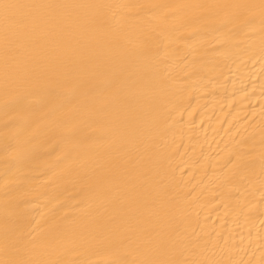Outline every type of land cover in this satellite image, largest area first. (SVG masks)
Returning <instances> with one entry per match:
<instances>
[{
  "label": "bare ground",
  "instance_id": "obj_1",
  "mask_svg": "<svg viewBox=\"0 0 264 264\" xmlns=\"http://www.w3.org/2000/svg\"><path fill=\"white\" fill-rule=\"evenodd\" d=\"M0 264H264V0H0Z\"/></svg>",
  "mask_w": 264,
  "mask_h": 264
}]
</instances>
